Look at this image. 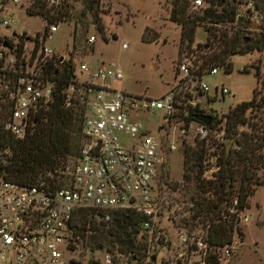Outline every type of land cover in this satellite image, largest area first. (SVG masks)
Listing matches in <instances>:
<instances>
[{"label":"built area","instance_id":"obj_1","mask_svg":"<svg viewBox=\"0 0 264 264\" xmlns=\"http://www.w3.org/2000/svg\"><path fill=\"white\" fill-rule=\"evenodd\" d=\"M45 1L48 6L58 7L62 0ZM10 2L18 4V0ZM205 6L203 0H192L193 9ZM234 6L236 17L249 23L258 25L264 18L255 0H235ZM240 6L243 12H239ZM14 23L11 14L4 15L0 10V139L12 140L30 133L32 118L53 102L57 88L51 72L64 63V58L46 45L57 24L30 34L15 31ZM94 40L89 36L87 42ZM189 68L186 63L178 65L180 81L194 82L196 90L204 94L208 90L202 82L204 74L197 77ZM218 69L214 66L207 73L215 74ZM82 74L87 75L85 80L79 79ZM122 78L121 70L112 63L97 64L95 68L82 61L73 64L61 94L64 107H84L78 154L63 166L39 175L31 184L21 185L0 176V264H68L64 253L71 251L70 229L77 210L93 213L102 222H108L113 211H130L141 216L140 233L149 248L167 240L166 234L155 227V179L164 158L161 142L143 129L140 117L162 111L167 119L172 118L180 102L178 91L172 87L159 99L133 95L114 87ZM227 93V89H220L221 96ZM189 103L191 108L196 107L195 100L189 99ZM218 113L207 111L205 115L218 119ZM195 122L196 135L204 142L200 176L215 180L220 172V151L228 143L225 123L209 127L211 119L207 126ZM170 150H175L174 144L169 145ZM3 154L6 151H0L1 157ZM192 207L189 201L188 208ZM227 210L238 223L248 220L236 200ZM208 231L209 223L205 222L196 233L177 232L176 238L186 249L198 253L201 264L210 255L218 262L230 258L238 241L211 245ZM104 258L105 264H113L108 255Z\"/></svg>","mask_w":264,"mask_h":264},{"label":"rangeland","instance_id":"obj_2","mask_svg":"<svg viewBox=\"0 0 264 264\" xmlns=\"http://www.w3.org/2000/svg\"><path fill=\"white\" fill-rule=\"evenodd\" d=\"M29 1L18 0V4H12L10 0H0V4H3L0 10L4 15L11 14L15 21V31L23 30L33 34L42 31L44 21L38 16L26 14ZM168 1L99 0L96 21L92 13L84 8V0H75L69 11L70 16L57 23L56 31L51 33L46 42L56 56L64 58V62L71 60L75 64L82 61L90 64L92 68L101 63L116 65L123 76L120 82L114 84L117 89L133 95L159 99L174 87L180 101L172 118L167 119L162 111L147 112L140 117L143 129L150 135L159 137L161 142L164 158L162 170L155 179L154 192L158 204L155 227L166 234L167 240L159 246L149 248L144 235L139 232L137 240L144 247V256L137 261L134 257L129 258L127 254H120L112 249L109 251L107 246L90 249L85 241L76 240L71 251L64 253V259H69L68 264H105V255L110 257L113 264H201L198 253L186 249L176 238L177 232L196 233L209 221L208 217L204 219L199 215L193 220L191 216L198 213V210L194 209L195 206L193 209L188 208L190 194L182 192L180 187L174 189L176 183H182L184 147L193 148L201 140L196 135L198 124L195 121H190L185 126L184 119L191 109L189 99L195 100L197 109L202 113L216 111L224 117L230 107L249 101L255 87L261 89L264 54L254 51L231 56V71L226 74L222 67L215 74L206 71L202 82L208 90L204 94L198 92L194 82H181L178 76V65L186 63L190 66L191 63L184 53L177 54L180 30L167 19ZM225 1L235 5V0ZM255 3L259 5L260 0H255ZM238 9L243 12L242 6ZM261 13L264 15V9ZM257 24L259 30L264 29V18ZM99 25L103 29L101 33L97 30ZM143 32L145 37L154 40H142ZM89 36L95 38L92 43L87 42ZM205 41L206 33L203 28L198 27L192 47ZM244 66L248 68V72H242ZM254 66H258L260 71L257 83L253 77ZM86 78V74L79 75L81 80ZM222 87L228 90L223 96L220 94ZM250 115L251 113H246L249 123H261L257 117L250 118ZM222 122L224 124V118ZM249 127L247 124L239 125L237 130L249 132ZM209 143L212 144L213 140L210 139ZM170 144H174V151H169ZM260 152L264 156V146ZM254 171L256 177L264 183V163ZM248 207L247 210L246 207L241 210L248 220L236 223L237 229L242 234L244 232V235L240 238L238 231L233 228L231 239L238 241V244L232 250L231 257L219 264H264V184L255 187L254 193L249 197ZM193 227L194 230H191ZM60 249L63 250V247Z\"/></svg>","mask_w":264,"mask_h":264},{"label":"trees","instance_id":"obj_3","mask_svg":"<svg viewBox=\"0 0 264 264\" xmlns=\"http://www.w3.org/2000/svg\"><path fill=\"white\" fill-rule=\"evenodd\" d=\"M62 0L58 7L48 6L45 0H30L25 12L28 16H38L44 21V31L48 26L70 16L72 2ZM204 8L192 9V0H169L166 9L167 19L180 30L177 54L184 53L191 63L190 71L197 77L202 76L214 66L223 67L228 74L231 71L229 58L233 55H244L252 52L264 54V29L252 31L249 20L236 17L235 6L225 0H204ZM99 0H84V8L97 19ZM264 1L260 0L256 7L260 12L264 9ZM198 27L206 33V41L192 47L194 35ZM98 32L103 31L99 25ZM142 40L151 41L143 32ZM253 77L260 75L259 67L254 66ZM73 64L68 60L59 67H53L51 77L56 83L57 92L53 102L32 118V131L21 139H0V176L21 185L31 184L39 175H45L57 167L63 166L71 157L77 156L84 107L76 104L64 107L61 90L70 80ZM242 72H248L244 66ZM261 89L255 87L249 101L240 102L230 107L224 117L210 116L209 127L222 122L224 118V136L228 143L219 154L220 172L215 180L201 178V161L204 142L198 141L195 147L185 146L182 159V183L175 184L174 189L189 193V201L198 210L197 215L209 218L207 241L211 245L223 246L231 242L233 228L236 227V216L228 212L234 200L239 209L247 207L249 197L255 187L262 183L256 172L257 166L264 163L260 152L264 146V74ZM191 108V107H190ZM197 107L188 110L184 119L185 126L193 119ZM256 111L257 113H253ZM246 113L257 117L260 124L249 123ZM249 118V117H247ZM213 122V124H212ZM249 125V132L238 131L237 127ZM252 124V127H251ZM231 145V146H230ZM183 194V193H182ZM193 209V207H192ZM202 214V215H201ZM142 218L130 211H113L108 222L95 219L93 213L77 210L71 225L73 243L85 241L90 249L107 246L110 251L127 254L135 261L144 256V247L137 240ZM72 248V244L69 245ZM149 264V263H148ZM207 264H219L214 255L209 256Z\"/></svg>","mask_w":264,"mask_h":264},{"label":"water","instance_id":"obj_4","mask_svg":"<svg viewBox=\"0 0 264 264\" xmlns=\"http://www.w3.org/2000/svg\"><path fill=\"white\" fill-rule=\"evenodd\" d=\"M249 29H251V30H259L260 27L258 25L253 24V23H249ZM193 119L195 121L205 125V126L209 125V123H210V116L205 115V114H201V113L195 114L193 116ZM159 130H160V128H158V131Z\"/></svg>","mask_w":264,"mask_h":264},{"label":"crops","instance_id":"obj_5","mask_svg":"<svg viewBox=\"0 0 264 264\" xmlns=\"http://www.w3.org/2000/svg\"><path fill=\"white\" fill-rule=\"evenodd\" d=\"M247 209H249V207H248V208L246 207V210H247ZM243 235H244V232H243ZM243 240H244V237H243ZM242 242H243V241H242ZM242 242H241V243H242Z\"/></svg>","mask_w":264,"mask_h":264}]
</instances>
